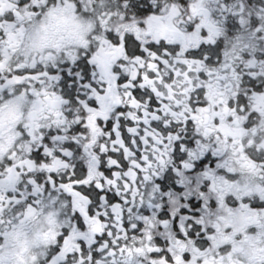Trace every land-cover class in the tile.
Wrapping results in <instances>:
<instances>
[{
  "label": "snow or ice",
  "instance_id": "snow-or-ice-1",
  "mask_svg": "<svg viewBox=\"0 0 264 264\" xmlns=\"http://www.w3.org/2000/svg\"><path fill=\"white\" fill-rule=\"evenodd\" d=\"M0 264H264V0H0Z\"/></svg>",
  "mask_w": 264,
  "mask_h": 264
}]
</instances>
